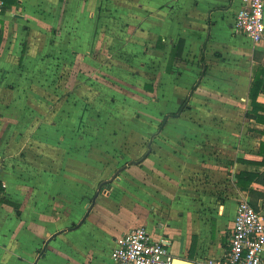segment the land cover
I'll return each instance as SVG.
<instances>
[{
	"label": "crops",
	"instance_id": "0c3cea01",
	"mask_svg": "<svg viewBox=\"0 0 264 264\" xmlns=\"http://www.w3.org/2000/svg\"><path fill=\"white\" fill-rule=\"evenodd\" d=\"M241 3L4 0L2 89L21 100L24 93H97L106 80L109 92H123L126 106L129 96L143 95L144 112L123 124L132 145L124 157L142 155L127 168L126 215L118 203L124 200L97 197L84 220L57 235L53 210L42 211L37 191L51 194L60 177L40 187L44 175L12 168L10 152L0 150V264H115V239L135 222L165 241L175 258L197 263L225 253L239 201L250 200L251 189L264 192L259 182L239 180L243 171L264 170L246 161L261 159L264 142L250 99L255 69L264 65V41L234 31ZM258 100L264 103V93ZM17 105L15 99L11 106ZM13 122V137H22V118ZM36 165L39 171V160ZM109 205L119 216L105 226L96 219ZM259 209L264 212V198Z\"/></svg>",
	"mask_w": 264,
	"mask_h": 264
},
{
	"label": "rangeland",
	"instance_id": "374dc122",
	"mask_svg": "<svg viewBox=\"0 0 264 264\" xmlns=\"http://www.w3.org/2000/svg\"><path fill=\"white\" fill-rule=\"evenodd\" d=\"M259 60H264V56H259ZM7 81L14 82V79L8 78ZM103 83L104 89L97 88V93L89 92L93 88L87 90L85 87L80 94L24 93L22 101L18 98L20 95L0 87V102L4 109L0 110V150L10 152L12 157L7 159V163L12 168L19 167L24 173L38 172L44 175L39 182L40 187L60 177L58 188L51 194L46 189L37 191L42 211H49V207L53 210L56 228L52 233L55 235L56 232L69 229L84 220L97 197L124 200L118 203L126 215L127 189L124 182L127 168L140 161L142 155L135 158L124 157L132 145L125 140L126 126L123 124L130 119H142L144 110L140 104L143 102V95H128L131 101L129 107L124 105L128 101L122 99L123 92H115L116 88L109 92V82L103 80ZM91 85L93 83L87 86ZM15 99L18 103L17 110L11 106ZM80 99L84 103L81 108L76 106L69 111L68 106ZM19 104L23 106L22 109ZM19 117L23 120V134L22 137L14 138L16 128L13 120ZM9 120H12V124ZM137 130L142 132V127L139 126ZM37 160L40 163L39 171ZM63 177L67 179L64 180ZM260 198L257 191H250L252 203L259 205ZM109 208L111 212L106 210L96 219L102 225L115 222L119 216L115 207L109 205ZM91 215H96V211ZM133 226H137V223ZM84 227L87 230L90 228ZM68 233L65 232L62 239H66ZM71 233L70 239L75 235ZM74 238L78 240L79 236Z\"/></svg>",
	"mask_w": 264,
	"mask_h": 264
},
{
	"label": "built area",
	"instance_id": "2783aa9c",
	"mask_svg": "<svg viewBox=\"0 0 264 264\" xmlns=\"http://www.w3.org/2000/svg\"><path fill=\"white\" fill-rule=\"evenodd\" d=\"M4 0H0V11ZM234 31L255 43L264 41V0H242L234 17ZM115 264H174L167 243L152 237L145 226H134L115 239ZM197 264H264V212L249 199L239 201L228 248L223 255L206 257Z\"/></svg>",
	"mask_w": 264,
	"mask_h": 264
},
{
	"label": "trees",
	"instance_id": "16d2710c",
	"mask_svg": "<svg viewBox=\"0 0 264 264\" xmlns=\"http://www.w3.org/2000/svg\"><path fill=\"white\" fill-rule=\"evenodd\" d=\"M260 93H264V65L260 66L254 75V81L250 90V99L252 110V117L256 119L258 123L264 124V103L258 100ZM261 157L260 160L249 159L246 160L249 163L264 166V142L261 143V149L258 152ZM244 160V159H243ZM239 180L244 184H251L253 181L259 182L264 185V170L262 172H249L243 171L239 175ZM252 192L257 191L261 198H264V192L251 189ZM11 202V201H10ZM252 203V202H251ZM257 209H259L258 203H252Z\"/></svg>",
	"mask_w": 264,
	"mask_h": 264
},
{
	"label": "water",
	"instance_id": "95a60500",
	"mask_svg": "<svg viewBox=\"0 0 264 264\" xmlns=\"http://www.w3.org/2000/svg\"><path fill=\"white\" fill-rule=\"evenodd\" d=\"M176 261H183V262H186V263H189V264H197L196 261L195 262H191V261L182 260L180 258H175L174 264L176 263Z\"/></svg>",
	"mask_w": 264,
	"mask_h": 264
},
{
	"label": "bare ground",
	"instance_id": "6f19581e",
	"mask_svg": "<svg viewBox=\"0 0 264 264\" xmlns=\"http://www.w3.org/2000/svg\"><path fill=\"white\" fill-rule=\"evenodd\" d=\"M175 264H189V263H186V262H183V261H176Z\"/></svg>",
	"mask_w": 264,
	"mask_h": 264
}]
</instances>
